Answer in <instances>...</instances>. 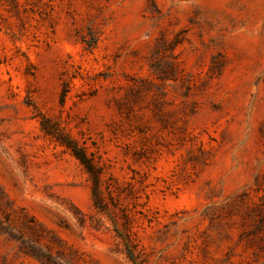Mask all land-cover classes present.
Returning a JSON list of instances; mask_svg holds the SVG:
<instances>
[{"label": "rangeland", "instance_id": "rangeland-1", "mask_svg": "<svg viewBox=\"0 0 264 264\" xmlns=\"http://www.w3.org/2000/svg\"><path fill=\"white\" fill-rule=\"evenodd\" d=\"M0 264H264V0H0Z\"/></svg>", "mask_w": 264, "mask_h": 264}, {"label": "trees", "instance_id": "trees-1", "mask_svg": "<svg viewBox=\"0 0 264 264\" xmlns=\"http://www.w3.org/2000/svg\"><path fill=\"white\" fill-rule=\"evenodd\" d=\"M41 126L42 128L45 129V126L43 123H41ZM46 133L50 134L48 131H46ZM58 142L64 145L71 152V154L83 166L84 170L89 174L93 182L92 192L95 197L97 194L96 190H97L100 171L94 164L92 158L89 157L87 153L85 152V150L82 147L78 146L72 139H66V138L60 137V139H58ZM95 202H96V206H99V201H97V199ZM126 254L128 258L134 263L135 257L133 255L132 250L129 247H126Z\"/></svg>", "mask_w": 264, "mask_h": 264}]
</instances>
